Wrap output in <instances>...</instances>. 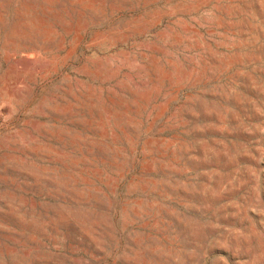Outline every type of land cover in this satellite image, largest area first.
Here are the masks:
<instances>
[{
    "label": "rangeland",
    "instance_id": "obj_1",
    "mask_svg": "<svg viewBox=\"0 0 264 264\" xmlns=\"http://www.w3.org/2000/svg\"><path fill=\"white\" fill-rule=\"evenodd\" d=\"M0 264H264V0H0Z\"/></svg>",
    "mask_w": 264,
    "mask_h": 264
}]
</instances>
